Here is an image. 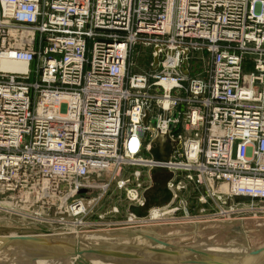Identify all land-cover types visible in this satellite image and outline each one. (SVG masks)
<instances>
[{"label": "built area", "instance_id": "1", "mask_svg": "<svg viewBox=\"0 0 264 264\" xmlns=\"http://www.w3.org/2000/svg\"><path fill=\"white\" fill-rule=\"evenodd\" d=\"M139 41L152 61L130 75ZM197 50L210 58L195 73ZM4 60L25 68L0 69V212L70 234L63 216L75 232L83 192L107 190L90 175L126 189V165L183 172L164 206L187 182L219 215L238 212L225 208L238 198L264 204V0H0ZM158 133L175 142L168 161L142 157ZM133 176L128 199L143 206Z\"/></svg>", "mask_w": 264, "mask_h": 264}, {"label": "rangeland", "instance_id": "2", "mask_svg": "<svg viewBox=\"0 0 264 264\" xmlns=\"http://www.w3.org/2000/svg\"><path fill=\"white\" fill-rule=\"evenodd\" d=\"M191 58L195 73L201 67L206 68L209 65L210 57L205 50L192 51ZM151 61L152 46L142 44L141 41L137 42L131 52L129 74L146 71ZM34 80L32 76L29 81ZM148 155V152L142 153V157ZM136 171L140 173L139 180L143 182L141 194L144 198L147 194L160 200L165 195L164 190L167 189L168 181L175 176L176 180L178 178L186 180L182 171L156 170L151 173V169L145 166L126 165L122 167V174L130 179L127 188L135 187L136 181L133 175ZM116 180L111 173H102L100 176L90 175V183H96L98 186L100 183H107V190L104 192L100 187H95L88 193L83 192L81 198L89 211L86 215L75 216L76 221L79 222L75 232L71 229L73 224L70 223L72 220L70 216H63L68 220L64 226L68 228L67 232L70 234L63 235L61 231H50L49 234H44L48 240L53 239L59 242L58 244L3 240L2 236H10L13 232L16 235H22L31 229L39 230L29 222H24L23 218L1 211L0 264H36L35 262L40 258L47 260L49 264H70V262L71 264H89L85 260L98 254L95 248L99 251L102 249L140 255V258L101 257V259L110 258L116 262L115 264H200V262L238 264L240 260L246 258L258 262L263 256L264 204L250 206L249 201L237 199L230 201L225 208L228 210L230 206L235 205L239 208L238 212L219 215V208L206 197V190L187 182L188 187L180 192L178 201L170 209L172 212L165 208L158 210L157 219L161 216L164 218L153 222L148 221L150 219L148 215L137 217L129 211L132 202L128 199L127 188H119ZM201 196L208 199L207 204L199 202ZM183 201L186 207H182ZM49 202L51 203L50 199ZM54 204L57 206L59 202L55 201ZM51 206H53L52 203ZM152 207L147 210V213ZM23 210L29 213L28 210ZM50 213L51 220L46 226L56 229L60 224L54 221L59 219L58 209L55 207ZM130 213L135 218L131 219ZM22 228L25 229L22 231ZM19 229L21 234L17 233ZM43 230L40 231L44 232ZM149 237L168 244V247H161L160 244L148 239ZM71 242L76 243L74 247L76 249L70 248L68 243ZM82 248L85 251L93 248L94 253L86 254L84 250H81ZM171 249L182 250L184 255L159 252V250ZM205 254L212 255V259H206ZM146 257H149L150 261Z\"/></svg>", "mask_w": 264, "mask_h": 264}, {"label": "water", "instance_id": "3", "mask_svg": "<svg viewBox=\"0 0 264 264\" xmlns=\"http://www.w3.org/2000/svg\"><path fill=\"white\" fill-rule=\"evenodd\" d=\"M175 142L172 141L168 134H161L158 133L151 142V148L148 151L151 158L155 161H168L171 157L172 151L174 149ZM156 170H159L158 168H152L151 173H154ZM165 195L163 198H160V200H156L152 198V196L145 194V203L143 206H129V211L133 213L137 217H143L147 215V210L155 205H164L168 203L171 199V193L169 190H164ZM38 232V231H37ZM36 234V233H35ZM162 245L167 246L168 244L159 241ZM98 249V248H95ZM91 250V249H90ZM159 252H166L175 255V250H159ZM86 254L88 253H94L92 251H86ZM98 254L106 255L108 257L113 258H140L139 254H133V253H122V252H111L106 250H100L97 252ZM208 258V257H207ZM200 264H213V262H200ZM238 264H264V254L260 257V260L258 262H255L251 259H242L239 261Z\"/></svg>", "mask_w": 264, "mask_h": 264}, {"label": "bare ground", "instance_id": "4", "mask_svg": "<svg viewBox=\"0 0 264 264\" xmlns=\"http://www.w3.org/2000/svg\"><path fill=\"white\" fill-rule=\"evenodd\" d=\"M25 68V64H23V63H21V62H14V61H6V60H4V61H0V69L1 70H6V71H20V70H23ZM131 146L133 147L134 146V143H131ZM167 209L168 211H170V209H171V207H168V206H164V207H162V208H152L148 213H147V215H148V219H149V216H150V219L148 220V221H153V222H155V221H157V220H161V219H163L164 218V216H161L159 219H157V212H158V210H160V209ZM170 212H172V211H170ZM144 222V221H143ZM200 223V222H199ZM11 228V227H10ZM25 228H22V231L24 230ZM21 229H19L18 231L19 232H17V233H22L21 231H20ZM76 231V230H75ZM24 233H28V234H24ZM22 235H16V233L15 232H13V233H11L12 235H10V236H2V239L4 240V239H8V241L9 240H11V241H17V242H42V244H44V243H49L50 245L51 244H58L59 242H56L55 240H48V238L46 237V236H44V234L46 235V233H48V231H44V232H41L40 230L37 232L36 230H29V231H26V232H24ZM36 233V234H35ZM37 233H41V234H37ZM49 234V233H48ZM148 239H150V240H153L154 242H156V243H158V244H160L161 245V247H164L165 245H162L161 243H159V240H157V239H154V238H152V237H149ZM57 240V239H56ZM7 241V240H6ZM51 242V243H50ZM162 242V241H161ZM62 244V243H61ZM69 244V246H70V248H72V249H76V248H74L75 246H76V243H74V242H71V243H68ZM79 246V245H78ZM81 246V245H80ZM165 247H168V245L167 246H165ZM93 249V248H92ZM90 250L89 249V251H94V250ZM81 250H84L85 251V249H81ZM98 251H99V249H97ZM97 250H95V251H97ZM171 250H175L176 251V253L177 254H180V255H184V252H182V250H177V249H171ZM262 250H264V249H262ZM88 251V250H87ZM259 251H261V250H259ZM86 252V251H85ZM182 252V253H181ZM255 253H257V252H255ZM82 255V254H81ZM95 256H97V257H95ZM95 256H93V257H88V259H86L85 261H88V263L89 264H115L116 262L114 261V260H111L110 258H108V259H101V257H103V258H105V256L106 255H102V254H97V255H95ZM205 256H206V259H212V255H210V254H205ZM66 257V256H65ZM82 258H84V257H86V256H81ZM107 257V256H106ZM208 257V258H207ZM81 258V259H82ZM87 258V257H86ZM147 259H149V257H146ZM151 258V257H150ZM48 259H50V258H48ZM79 259V258H78ZM77 259V260H78ZM37 260V259H36ZM74 260V259H73ZM80 260V259H79ZM83 260V259H82ZM53 261V260H52ZM148 261H150V259L148 260ZM147 261V262H148ZM54 262V261H53ZM56 262V261H55ZM80 262H82V261H80ZM36 264H49V262L47 261V260H45V259H38L36 262H35ZM51 263V262H50ZM58 263V262H57ZM78 263V262H77ZM143 263H144V261H143ZM149 263V262H148ZM63 264V263H62ZM70 264H71V262H70Z\"/></svg>", "mask_w": 264, "mask_h": 264}, {"label": "crops", "instance_id": "5", "mask_svg": "<svg viewBox=\"0 0 264 264\" xmlns=\"http://www.w3.org/2000/svg\"><path fill=\"white\" fill-rule=\"evenodd\" d=\"M238 200H246V199H244V198H238Z\"/></svg>", "mask_w": 264, "mask_h": 264}]
</instances>
